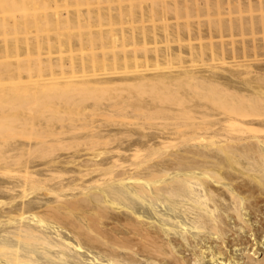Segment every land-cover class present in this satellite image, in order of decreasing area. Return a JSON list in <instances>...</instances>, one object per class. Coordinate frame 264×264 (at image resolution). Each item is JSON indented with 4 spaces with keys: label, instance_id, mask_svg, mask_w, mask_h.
I'll return each instance as SVG.
<instances>
[{
    "label": "bare ground",
    "instance_id": "1",
    "mask_svg": "<svg viewBox=\"0 0 264 264\" xmlns=\"http://www.w3.org/2000/svg\"><path fill=\"white\" fill-rule=\"evenodd\" d=\"M181 2L211 16L204 24L130 26L142 52L107 49L119 65L143 60L154 68L75 74V65L105 64L103 49L89 50L47 63L61 70L55 78L21 80L28 95H45L49 113L0 117V261L234 264L231 247L247 242L237 226L264 241V0ZM253 28L263 33L259 42L244 36ZM94 33L86 35L91 45L114 39ZM163 40L176 44H157ZM199 57L210 61L195 64ZM67 91L108 95L80 105L68 103ZM140 111L159 120L135 121Z\"/></svg>",
    "mask_w": 264,
    "mask_h": 264
},
{
    "label": "rangeland",
    "instance_id": "2",
    "mask_svg": "<svg viewBox=\"0 0 264 264\" xmlns=\"http://www.w3.org/2000/svg\"><path fill=\"white\" fill-rule=\"evenodd\" d=\"M254 7L255 6H252V13H255L254 15L257 13L258 15L262 8H259L257 12V8ZM150 9H152L151 12H149ZM118 11L120 12L119 14ZM262 11L264 14V10ZM232 14L236 16V12H232ZM246 14H248V12L244 13V15ZM76 15H79V23L76 20ZM64 16H68L67 19H69L66 20ZM208 16H211V14L206 15L204 9L200 8L199 11H195L190 5L183 4L181 0H0V47H6V49L3 50L2 48V50H0V89L5 93L4 96L0 98V117L9 114L7 117H16L18 120L21 116H17L15 112H20L21 109H23L25 113L27 111L34 112L37 116H42L41 111L46 114L49 113L45 105H43V102L46 100V97H44L45 95H42L41 99H39V95H28L27 91L21 88V80L24 82V80L28 78L38 79L42 74L45 79L52 76H54V78L55 76H59L61 70L55 69L54 73H52L46 66L47 63L53 61L56 57L59 58L58 56L61 57L59 58L61 61L66 63L70 60L76 61L81 57L85 58L86 52L89 50H95L94 54H98L101 53L99 51L103 49L106 58L105 64L97 63L94 68L75 65V74L97 73L106 75L119 73L120 75L126 76L146 67L154 68L153 65H150L149 61L141 60L142 62L140 63L131 62L127 65H119L117 61H111L109 59L110 54H108L107 49H109L110 52L113 45H123L127 50L129 49V52L131 50H135L138 54L142 52L141 46L143 45V39L141 37L136 39L129 38L128 30L130 26L136 29L143 26L159 25L162 22H168L170 24L174 22L180 24H195L197 21L204 24L207 22ZM55 17H58L60 22L57 23L56 20H53ZM66 21H68V23L64 24ZM55 23H57V25H55ZM96 31L103 32L105 35L108 33L106 36H111L112 39H114L110 40L108 43L107 41H103L104 45H101L102 43L97 39L91 45V43L87 41V36L90 32L91 34L93 32V35H95L94 32ZM259 31L260 30L254 28L248 29L244 31V36L246 40L254 36L256 41L259 42L263 34ZM123 35L125 36L124 41ZM104 36L103 40L106 38V36ZM235 36L240 37L239 35ZM235 36L233 42L238 44L239 38L236 37L237 39H235ZM215 40L217 39L215 38ZM191 41L194 43L198 42L196 39H192ZM25 43H27V46L29 45L30 48H26ZM167 43L172 46L176 44V42L173 41H157V44L161 45ZM150 45L152 44H148V46ZM204 61L209 62L210 60L206 59V57L202 59L199 57V59L194 62L197 64ZM178 64V61L174 60L170 66L176 68ZM66 73L67 72H64V74ZM24 83L27 86V83ZM72 92L67 91L63 93V97L65 98L67 96L73 97V99L71 100L70 98L68 102H75L72 104H89L93 101L91 96H100L99 92L94 93V95L89 93L87 96L91 98L88 100L86 99V95V98L82 96V92L78 91L80 93L75 92V94L73 92V94L70 95L69 93ZM146 92L142 95L146 96L151 93H149V91ZM187 92L196 99L198 97L200 98L202 95L200 90L193 89L192 86L188 88ZM101 94L102 96H100V98H104V96L108 95L106 92L104 96L102 92ZM24 95L28 96L25 97ZM48 95L51 96V93ZM80 95L84 99L81 98ZM34 96L39 97H37V101ZM42 98L44 99L42 100ZM103 98L100 99L101 102ZM82 100H86V102L83 101V104ZM104 101H106V99H104ZM27 103L30 104L33 110L29 108ZM172 106L177 107L178 105L173 104ZM50 113L55 115L54 117H58L56 113ZM155 115L156 113L153 115L152 113L147 114L145 111H140L138 117L134 120L141 121L145 117H147L149 122L159 120L154 117ZM119 122L124 121L119 120ZM25 131L26 129L22 130L21 133ZM174 149L175 148H173V150ZM218 189L222 190L223 187H218ZM254 224H256V222ZM236 228L242 235L245 234L243 238H245L247 242L240 244V246L238 245V248L233 251V247H231V254L233 257L231 259L235 258V261L237 259L236 262H238V264H253L257 261L264 260V241L262 240L263 242L255 243V239L252 240L247 238L248 233L242 232V229L238 226ZM62 230V234H64L65 237L69 240L73 239L70 235L65 234L67 232L65 228ZM251 243L253 244L250 245ZM89 250L93 252L95 249L89 248ZM37 255L41 256L39 253H37ZM40 259L45 262V258L40 257ZM224 260L225 258L223 259V257H221V260L217 259V264H224ZM90 261L92 260H90L89 256H85L83 259L84 264H91ZM204 262L208 264V262ZM236 262L234 264H237ZM100 263H105V261L100 260ZM0 264L6 263L0 261ZM225 264H228V262Z\"/></svg>",
    "mask_w": 264,
    "mask_h": 264
}]
</instances>
